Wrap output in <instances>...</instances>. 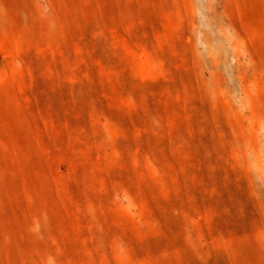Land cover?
<instances>
[{"label":"rangeland","instance_id":"obj_1","mask_svg":"<svg viewBox=\"0 0 264 264\" xmlns=\"http://www.w3.org/2000/svg\"><path fill=\"white\" fill-rule=\"evenodd\" d=\"M0 264H264V0H0Z\"/></svg>","mask_w":264,"mask_h":264}]
</instances>
